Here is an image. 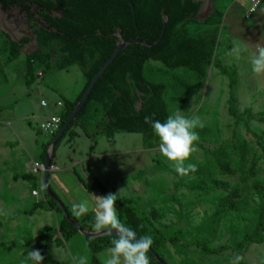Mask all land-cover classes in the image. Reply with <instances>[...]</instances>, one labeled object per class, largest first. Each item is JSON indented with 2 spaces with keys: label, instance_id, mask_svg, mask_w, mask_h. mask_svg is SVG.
I'll return each instance as SVG.
<instances>
[{
  "label": "rangeland",
  "instance_id": "rangeland-1",
  "mask_svg": "<svg viewBox=\"0 0 264 264\" xmlns=\"http://www.w3.org/2000/svg\"><path fill=\"white\" fill-rule=\"evenodd\" d=\"M227 7H221L224 18L219 37L223 48L221 56L215 60L238 74L235 90L240 113L250 109L259 118L264 114V75L253 74L250 60L259 47H264V16L248 20L239 15L235 19L232 17L234 9L226 13ZM61 14L56 12L54 15L60 17ZM203 15L207 17L210 13L203 12ZM202 19L200 22L204 23ZM26 20L18 8L0 12L1 22L6 21L18 31H27V36L15 31L8 33L0 25L3 67L0 70V264H40L39 259L29 257V247L35 244L39 231L45 226L59 229L62 216L55 211L32 214L33 204L42 201L43 196H34L31 186L17 179L16 174L35 173L33 167L27 168L26 165L31 158L30 166L41 162L36 154L38 148L42 149V139L47 135L36 133L38 130L35 124H29L30 119L51 114L59 97L63 100L62 96H74L86 81L83 70L78 66L50 72L36 64L35 80L30 84L26 62L39 50L35 34V26L38 25L26 23ZM190 28L198 29L196 25ZM32 34L34 38L30 41L28 38ZM10 40L21 44V56L13 62H8V54L4 51V41ZM55 62L53 59L52 64ZM205 73L201 78L187 69L171 71L159 62H149L145 68L148 81L166 86L164 97L171 115L198 118L203 125L197 129L200 139L196 151L184 164L183 174L178 173L175 164L162 155L159 139L158 147L148 149L141 134H118L112 141L102 137L96 150L90 152L92 140L80 129L73 147L67 141L59 147L58 165L66 173L75 167L86 180L87 176H95L111 193L121 192L118 201L137 204L157 227L179 225L187 248L184 253H178L169 245L164 252L169 264H264V243L248 246L243 259L232 252L208 256L198 247L199 240L211 248L241 243L256 229L258 216L254 205L241 216L232 214L222 218L223 209L219 204L228 193L216 182L227 183L232 190L242 192L245 185L257 181L264 183V149L257 138L247 132L244 123L229 113V77L214 66L206 67ZM137 95L142 97L140 92ZM42 101H48L50 106L43 107ZM141 104L139 99L136 108L140 109ZM250 127L252 132L262 137L264 147V122L258 119L251 121ZM245 147L248 148L247 153ZM23 152L24 160L20 158ZM244 155L247 167L256 166V176L249 182L240 172ZM78 160H82L85 166ZM89 164H92L94 175ZM189 164L195 168H190ZM222 165H227L229 171ZM55 174L52 170L51 177ZM38 177L42 187V175ZM51 184L61 199L69 204L64 197L65 190H59L53 179ZM69 195L75 196L79 202L80 197L76 194ZM95 195L104 196L95 192L89 199L95 201ZM68 200L72 209L74 201ZM153 214L158 215V220L153 218ZM106 255L107 251L99 256L102 264H105ZM52 256L53 264H77L81 256L87 257V264H91L88 242L81 232L70 243L54 249Z\"/></svg>",
  "mask_w": 264,
  "mask_h": 264
},
{
  "label": "trees",
  "instance_id": "trees-1",
  "mask_svg": "<svg viewBox=\"0 0 264 264\" xmlns=\"http://www.w3.org/2000/svg\"><path fill=\"white\" fill-rule=\"evenodd\" d=\"M41 9H65L64 18H53L48 13L38 11L46 28L36 31L39 50L27 58L26 67L28 81L35 80L36 64L45 67L47 71L57 72L69 70L78 66L83 70L86 83L80 95L75 100L63 98L64 108L58 113L62 117V127L74 112L84 97L94 76L107 63L121 41H142L128 45L116 58L95 85L86 106L76 120L59 141L52 157V166L62 142L67 138H76L75 129L83 132L93 141L91 152L98 146L102 137L112 141L118 134H141L146 148L158 147V137L154 135L150 124L145 118L165 121L170 114L164 94L166 86L148 81L145 68L149 62H159L168 70L187 69L198 77H205L206 67L214 66L230 79V115L238 122H243L247 132L257 138L261 148L262 137L252 132L250 122L260 120L264 122V114L258 118L252 110L243 113L239 111V100L236 96L237 72L222 67L220 61L223 43L219 37L220 25L224 14L218 10L204 23L196 17L200 13L201 4L191 0H56V2L41 0H0L4 12L11 8H18L25 13L32 23L35 14L31 12L33 4ZM196 25L198 29L191 30ZM203 28V29H202ZM194 33H198L193 35ZM153 45V46H151ZM8 54V62L20 58L21 44L4 41ZM61 46V47H60ZM53 59L56 62L53 63ZM0 70H3L0 57ZM140 92L142 97H138ZM141 99V108H136V102ZM61 127V129H62ZM52 137L43 148V162L47 159L49 148L58 136ZM245 147V153L248 148ZM246 156L240 172L246 182L256 176V166L247 167ZM229 171L227 165H222ZM88 173V172H87ZM17 179L28 181L36 191L40 178L32 174L18 176ZM82 179V178H80ZM85 188L94 193L99 190L104 196L111 193L96 177L81 180ZM219 188L228 193L220 202L223 209L222 218L236 214L241 216L256 207L257 225L254 233L247 234L241 243L211 248L208 244L198 241V247L205 255H220L232 252L239 259H243L247 247L252 244L264 243V183L257 181L252 185H245L244 191L232 190L230 185L216 182ZM56 195V194H55ZM58 197V196H57ZM44 201L32 207V214L37 211H55L62 216L59 229L45 226L39 231L36 242L29 249L38 251L43 260L40 264H53L52 252L65 243H70L80 231L66 218L60 205L44 191ZM237 198H242L237 200ZM60 200V198L58 197ZM132 204V205H131ZM117 201V210L121 221L130 227L138 238L150 235L153 240L152 248L167 263L164 252L171 245L176 252L184 253L187 245L183 242V230L177 224L157 227L135 203ZM67 207V206H66ZM70 217L78 223L81 230L95 233L92 229V215L79 220L67 207ZM158 220V215L153 214ZM107 231V230H106ZM60 234V235H59ZM116 234L99 238L86 237L90 252L91 264H102L99 256L110 247L111 240ZM150 264H159L153 253H148Z\"/></svg>",
  "mask_w": 264,
  "mask_h": 264
},
{
  "label": "clouds",
  "instance_id": "clouds-1",
  "mask_svg": "<svg viewBox=\"0 0 264 264\" xmlns=\"http://www.w3.org/2000/svg\"><path fill=\"white\" fill-rule=\"evenodd\" d=\"M251 71L256 75H264V47H259L250 60ZM150 124L154 135L159 139L162 155L173 162L178 173L185 171L184 164L190 160L196 151L200 136L198 128L203 127L198 118L189 119L180 114L169 115L163 122L145 118ZM190 168L195 165L189 164ZM121 193V192H120ZM120 193H109L106 196H96L95 202L87 197L72 205L77 217L92 215V229L100 233L104 230H115L117 238L111 240L107 250L105 264H150L149 249L153 244L152 237L145 235L137 238L136 233L121 219L117 210ZM29 257L43 260L38 251L29 253ZM77 264H87V257L81 256Z\"/></svg>",
  "mask_w": 264,
  "mask_h": 264
},
{
  "label": "crops",
  "instance_id": "crops-1",
  "mask_svg": "<svg viewBox=\"0 0 264 264\" xmlns=\"http://www.w3.org/2000/svg\"><path fill=\"white\" fill-rule=\"evenodd\" d=\"M192 2H195V3H200L201 4V9H200V13L198 14V16L200 15V14H202L203 15V12H209L210 13V16H205L204 17V21H206L208 18H210L214 13H215V11L216 10H218L219 12H221V13H223V11H222V9H221V7H224V6H228L227 8H228V11L226 12V13H228V12H231L233 9H234V11L232 12V17H234L235 16V19L236 18H238V16L239 15H241L243 18H245L246 19V13H247V10H248V7H247V4H249L250 5V3H249V1L248 0H191ZM61 10H63V12H65L66 11V8L65 9H61ZM64 15H65V13H64ZM198 16L196 17V19L198 20V21H203V19L202 18H199L198 19ZM264 16V5L262 6V8L259 10V12H258V14H256L255 15V17H253V19L252 20H254L256 17H263ZM226 17H227V15H226ZM225 20H227V18H225ZM85 77V76H84ZM85 83H86V81H85ZM83 84V83H82ZM85 85V84H84ZM84 85H83V87H84ZM83 90V88L81 89V91ZM80 91V92H81ZM80 92H78V93H76V94H74V96H72V97H70V98H67V97H63L62 96V98H66V99H68V100H75L79 95H80ZM59 101H61V97H59V99L56 101V103H58ZM55 103V104H56ZM59 110H51V113H56V112H58ZM45 116H47V114L45 115ZM45 116H43V117H45ZM29 118L30 117H27V119L29 120ZM31 122H29V124H30ZM78 129L79 128H76L74 131H75V133L77 134V137L76 138H71L70 136L69 137H67L63 142H65V141H67L70 145H71V147H73V145H74V142L76 141V139L79 137V133H78ZM80 130H82V129H80ZM83 131V130H82ZM36 133H40V132H38V131H36ZM85 134V133H84ZM44 134H42L41 133V136H43ZM52 139V137H47V136H44V139H42V142H43V144H42V149H39L38 148V152H37V154H36V156L38 155V158L41 160V162L40 163H44L45 164V162H43L42 160H43V148H44V146L45 145H47L49 142H50V140ZM91 140V139H90ZM62 142V143H63ZM23 145V144H22ZM61 146V145H60ZM92 146H93V141H92ZM23 148L25 149V147H24V145H23ZM92 148V147H91ZM59 150V149H58ZM25 151H26V153H28L27 152V150L25 149ZM58 152V151H57ZM56 152V158H55V160H54V165H53V170L55 171V175L53 176V178L51 177V175H52V172H51V175H50V186H51V189H52V191H53V193L54 194H56V196H58L59 198H60V200L65 204V205H67V207L68 208H70L69 207V204H70V201L68 200V198H71L73 201H74V203L75 202H77V199H76V197L75 196H71V195H69V193H73V194H76L77 195V197L79 198V199H81V198H84V197H87V198H90V196L92 195V194H94L95 192H100L99 190H96L94 193H90L86 188H85V186L83 185V183L81 182V180L83 179L84 181H87L88 180V178L89 177H91V176H87V180L85 179V177H84V175L83 174H80V173H78V171L76 170V168L75 167H72V168H70V170L68 171V172H70V173H72L73 175H71L70 173H66V172H64V170L63 169H61L60 167H59V161H60V159H59V156H58V153ZM90 152H91V149H90ZM24 153V154H23ZM22 154V156L20 157V158H22L23 160H24V158H25V152H23ZM28 156H29V154H27ZM30 157V156H29ZM32 159V158H31ZM31 159L29 160V162L26 164L27 165V168H29V167H33V164L30 166V164H31ZM28 160V159H27ZM46 161V160H45ZM82 161V160H81ZM80 160H78V163H80V164H83V162H81ZM83 166H85V164H83ZM89 168L91 169V174H93V170H92V164H89ZM84 170V169H83ZM26 174H32V175H35V176H37L35 173H30V172H28V171H26V173H21V174H16V178L18 177V176H21V175H26ZM94 175V174H93ZM95 177V176H94ZM39 178V177H38ZM80 178H82V179H80ZM52 179L56 182V185H57V187H59V190H65V192H64V197H65V199L68 201V203L69 204H67L66 202H64L62 199H61V197L54 191V189H53V187H52V184H51V181H52ZM19 180H22V179H19ZM99 180V179H98ZM22 181H24V180H22ZM100 181V180H99ZM41 182V181H40ZM40 182H39V187H38V189H37V191H40V193H42V192H44L43 190H42V187H41V185H40ZM24 183H27L28 185H30L31 186V188L34 190V188H33V186H32V184L30 183V182H28V181H24ZM69 188V189H68ZM35 191V190H34ZM101 193V192H100ZM102 194V193H101ZM103 195V194H102ZM41 196H43L42 197V201H44V193H42L41 194ZM35 199H36V197H35ZM38 200V199H37ZM39 202H41V201H39ZM38 201L36 202V203H34L33 205H35V204H37V203H39ZM93 202H95L94 200H93ZM71 205V204H70ZM72 205H73V203H72ZM71 209V208H70ZM69 209V210H70ZM72 210V209H71ZM70 210V211H71ZM72 213H73V210L71 211ZM88 216V215H87ZM87 216H83V217H77L79 220H84Z\"/></svg>",
  "mask_w": 264,
  "mask_h": 264
},
{
  "label": "water",
  "instance_id": "water-1",
  "mask_svg": "<svg viewBox=\"0 0 264 264\" xmlns=\"http://www.w3.org/2000/svg\"><path fill=\"white\" fill-rule=\"evenodd\" d=\"M0 12H3L2 6H0ZM205 16L200 14L199 18H204ZM32 38L33 34L31 35ZM121 37V41L119 43V46L117 47V49L115 50V52L112 54V56L110 57V59L107 61V63L100 69V71L94 76V78L92 79L88 89L86 90V92L84 93V97L82 99V101L80 102V104L76 107V109L74 110V112L69 116V118L67 119V121L64 123L62 129L60 130L58 136L56 137V139L53 141L52 145L49 148V152H48V156L47 159L45 161V174H44V187H45V192L52 198L54 199V201H56L60 207L62 208L66 218L74 225V227H76L83 235H85L86 237H91V238H99L105 235H110V234H116L115 230H107V231H102L100 233H90V232H86L81 230L80 226L78 225V223H76L75 221H73L70 217V213L67 210L66 205L58 199V197L53 193L51 186H50V175L51 172L53 170V166H52V157L54 154V150L56 148V146L58 145L59 141L62 139V137L64 136V134L66 133V131L68 130L69 126L72 124V122L74 120L77 119V117L80 115L81 111L83 110V108L86 106L91 93L93 92V89L95 87V85L98 83V81L100 80V78L106 73V71L110 68V66L114 63V61L116 60V58L119 56V54L130 44L133 43H143L142 41H130V42H125L124 38L122 35H120ZM153 46V45H151ZM138 238V237H137ZM149 251L151 253L154 254V256L157 258V260L159 261V264H167L161 257L160 255L154 251V249L152 248V246L150 247Z\"/></svg>",
  "mask_w": 264,
  "mask_h": 264
},
{
  "label": "built area",
  "instance_id": "built-area-1",
  "mask_svg": "<svg viewBox=\"0 0 264 264\" xmlns=\"http://www.w3.org/2000/svg\"><path fill=\"white\" fill-rule=\"evenodd\" d=\"M250 3V6L247 10L246 13V19L250 20L252 19L258 12L259 10L262 8V6L264 5V0H248ZM40 75H44L43 73H41ZM42 106L43 107H49L50 104L48 101H42ZM55 108L56 110H62L64 108V103L62 101H59L58 103L55 104ZM31 123L34 125L36 129L38 130V132L47 135L49 137H53L55 136L58 132H60L61 127H62V117L61 115L56 112V113H51L45 117H36L33 116L30 119ZM33 169L35 171V174L38 175H42V190H45L44 187V174H45V164L44 163H40V162H36L33 164ZM33 195L36 197H40L41 193L40 191H34Z\"/></svg>",
  "mask_w": 264,
  "mask_h": 264
},
{
  "label": "flooded vegetation",
  "instance_id": "flooded-vegetation-1",
  "mask_svg": "<svg viewBox=\"0 0 264 264\" xmlns=\"http://www.w3.org/2000/svg\"><path fill=\"white\" fill-rule=\"evenodd\" d=\"M42 2H48V1H52V0H41ZM54 2H56V0H53ZM1 6V5H0ZM31 6H33V8L31 9V12L32 13H36L37 11H38V7H37V4H33V5H31ZM12 9V8H11ZM10 9V10H11ZM10 10H8V11H6L5 13H7V12H10ZM20 10V9H19ZM4 12V11H3ZM20 12H21V10H20ZM39 13H41V12H44V13H48L49 15H51L53 18H55V13L56 12H58V13H62L61 14V16L60 17H56V18H64L65 17V15H64V12H63V10H61V9H51V10H47V9H41V10H39L38 11ZM22 13V12H21ZM23 15H25V17L27 18V20H26V23L28 22L29 24H31V25H38V26H35V28L37 29L36 31H40V30H42V29H44V28H46V26L44 25V23H43V20H41L40 19V16H39V14H35V18H34V21L31 23L30 21H29V19H28V17H27V15L25 14V13H22ZM0 25L3 27V29L5 30V31H7L8 33H13L14 31L16 32V33H19V34H23L24 36H27V31H25V32H22V31H18V29H14V28H12L11 26H9L8 25V23L5 21L4 23L3 22H1L0 21ZM35 33V32H34ZM34 35V34H33ZM30 41H33V40H31L32 39V37L29 35V38H28ZM37 42H38V40H37Z\"/></svg>",
  "mask_w": 264,
  "mask_h": 264
}]
</instances>
